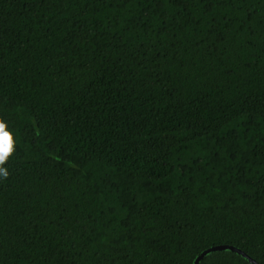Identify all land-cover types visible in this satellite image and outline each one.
Returning <instances> with one entry per match:
<instances>
[{
  "label": "trees",
  "instance_id": "trees-1",
  "mask_svg": "<svg viewBox=\"0 0 264 264\" xmlns=\"http://www.w3.org/2000/svg\"><path fill=\"white\" fill-rule=\"evenodd\" d=\"M0 264H264V0H0Z\"/></svg>",
  "mask_w": 264,
  "mask_h": 264
},
{
  "label": "clouds",
  "instance_id": "clouds-1",
  "mask_svg": "<svg viewBox=\"0 0 264 264\" xmlns=\"http://www.w3.org/2000/svg\"><path fill=\"white\" fill-rule=\"evenodd\" d=\"M18 143L17 133L9 127L8 121L0 117V180H7L10 176L6 164L16 153Z\"/></svg>",
  "mask_w": 264,
  "mask_h": 264
},
{
  "label": "water",
  "instance_id": "water-1",
  "mask_svg": "<svg viewBox=\"0 0 264 264\" xmlns=\"http://www.w3.org/2000/svg\"><path fill=\"white\" fill-rule=\"evenodd\" d=\"M221 248H231L235 251H238L240 252L241 254L243 255H247L246 252H244L243 250L237 248V247H234V246H228V245H217V246H212L206 250H204L197 258H196V261H195V264H198L199 260L204 256L206 255L207 253H209L210 251H213V250H217V249H221ZM258 264V263H257Z\"/></svg>",
  "mask_w": 264,
  "mask_h": 264
}]
</instances>
